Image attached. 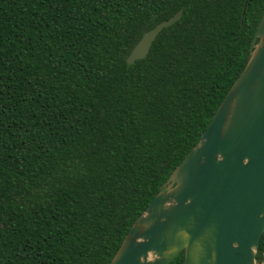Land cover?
<instances>
[{
  "label": "trees",
  "instance_id": "1",
  "mask_svg": "<svg viewBox=\"0 0 264 264\" xmlns=\"http://www.w3.org/2000/svg\"><path fill=\"white\" fill-rule=\"evenodd\" d=\"M263 13L264 0H0V264H109L242 72ZM263 250L264 236L257 264Z\"/></svg>",
  "mask_w": 264,
  "mask_h": 264
},
{
  "label": "water",
  "instance_id": "2",
  "mask_svg": "<svg viewBox=\"0 0 264 264\" xmlns=\"http://www.w3.org/2000/svg\"><path fill=\"white\" fill-rule=\"evenodd\" d=\"M146 31L126 58L146 57ZM264 236V13L242 72L198 142L136 218L109 264H257ZM260 264H264V250Z\"/></svg>",
  "mask_w": 264,
  "mask_h": 264
}]
</instances>
